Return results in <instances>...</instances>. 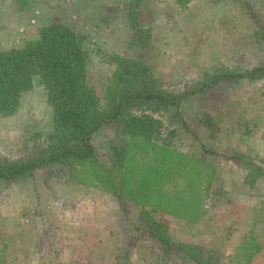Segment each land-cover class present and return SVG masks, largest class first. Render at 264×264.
I'll use <instances>...</instances> for the list:
<instances>
[{
	"label": "rangeland",
	"instance_id": "374dc122",
	"mask_svg": "<svg viewBox=\"0 0 264 264\" xmlns=\"http://www.w3.org/2000/svg\"><path fill=\"white\" fill-rule=\"evenodd\" d=\"M128 1L0 0V47L22 46L54 22L85 36L88 82L101 107L113 53L143 57L167 91L188 92L158 114L163 126L152 140L124 138L132 155L123 166L115 164L119 129L102 126L92 142L113 170L103 177L72 179L52 165L22 182H0V264H191L178 250L162 251L143 210L168 222L174 247L196 243L228 264L245 234L262 232L264 77L192 90L205 73L264 66V0H141L139 18L151 28L143 47ZM51 130L52 109L35 77L16 112L0 116V160L34 156Z\"/></svg>",
	"mask_w": 264,
	"mask_h": 264
},
{
	"label": "trees",
	"instance_id": "16d2710c",
	"mask_svg": "<svg viewBox=\"0 0 264 264\" xmlns=\"http://www.w3.org/2000/svg\"><path fill=\"white\" fill-rule=\"evenodd\" d=\"M140 3L141 0H129L125 11L135 33V44L143 47L150 41L151 28L139 18ZM109 57L115 67L104 92L105 104L101 107L99 95L88 82L89 51L85 36L79 31L54 22L42 26L38 35L24 45L0 50V116L16 112L22 93L31 90L35 77L52 109V130L47 142L38 147L34 156L0 160V182H22L37 169L52 165H61L72 179L78 180L81 172L103 177L113 170L106 171L98 161L92 142L93 135L102 126L119 129L121 144L119 154L115 153V164L122 166L132 155L124 138L150 141L161 132L163 123L158 114L171 106H179L188 92L167 91L143 57H122L115 53ZM263 77L264 66L244 72L225 68L205 73L195 82L192 91L198 86L200 90L210 88L224 80L247 78L251 81ZM255 169L262 171L258 166ZM142 213L150 226L157 224V229H151L149 235L160 242L163 252L178 250L191 264H228L221 255L205 254L196 243L183 242L174 247L167 225L146 217L145 210ZM261 236L264 238V230ZM257 237L259 235L251 232L245 234V241L239 244L229 264H250L261 249Z\"/></svg>",
	"mask_w": 264,
	"mask_h": 264
},
{
	"label": "crops",
	"instance_id": "0c3cea01",
	"mask_svg": "<svg viewBox=\"0 0 264 264\" xmlns=\"http://www.w3.org/2000/svg\"><path fill=\"white\" fill-rule=\"evenodd\" d=\"M12 47V46H11ZM13 47H17V46H13ZM6 48H9V47H6ZM6 48H3V47H0V50H4V49H6ZM201 207V206H200ZM202 211H201V214L202 213H204L203 212V210H204V208H200ZM248 210L246 211L245 210V212L243 213V215H241V222L242 221H244V217H248L249 215H246V214H248ZM203 216V217H202ZM203 219L204 218V215H201L200 217H199V219H198V221H197V223L199 222V220L200 219ZM202 219H201V221H202ZM247 219V218H246ZM196 223V224H197ZM258 223H262V221L261 220H258V217H257V219H255V225H257ZM166 224H168V222H166ZM199 225H200V223H198L197 224V226L199 227ZM243 225V224H242ZM246 225H247V222H246ZM254 225H252V227H253ZM170 228V227H169ZM199 229V228H198ZM263 230H264V226H263V229H262V232H263ZM204 232V231H203ZM262 232H260V233H258V235H259V237H257V240L259 241V243L261 244V249L252 257V259H251V262H250V264H264V238L261 236V234H262ZM243 236V235H242ZM235 237H237V236H233V238H235ZM242 238H244V237H242ZM242 241V240H241ZM241 243V242H240ZM239 243V244H240ZM239 244L237 245V247H236V249L234 250V255H235V253H236V251H237V248H238V246H239ZM163 251V250H162Z\"/></svg>",
	"mask_w": 264,
	"mask_h": 264
}]
</instances>
